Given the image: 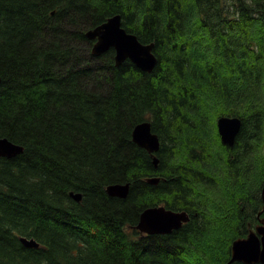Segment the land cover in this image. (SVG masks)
Listing matches in <instances>:
<instances>
[{"label": "trees", "instance_id": "1", "mask_svg": "<svg viewBox=\"0 0 264 264\" xmlns=\"http://www.w3.org/2000/svg\"><path fill=\"white\" fill-rule=\"evenodd\" d=\"M114 14L151 72L92 54ZM219 115L241 120L232 146ZM145 120L157 165L132 140ZM0 137L23 146L0 156V264H226L264 215V0H0ZM159 204L189 219L139 232Z\"/></svg>", "mask_w": 264, "mask_h": 264}, {"label": "water", "instance_id": "2", "mask_svg": "<svg viewBox=\"0 0 264 264\" xmlns=\"http://www.w3.org/2000/svg\"><path fill=\"white\" fill-rule=\"evenodd\" d=\"M89 39H94L91 47L93 55H100L110 47L114 48V61L116 65L129 59L135 66L143 71L151 72L157 63L153 52V43H142L137 35L126 31L121 25L120 14L108 17L104 22L86 31ZM217 131L224 144L232 146L236 135L241 128V120L236 116L221 115L216 121ZM132 140L139 147L150 153L152 162L157 165L158 158L155 153L160 146L158 135L152 131L150 121H141L132 129ZM23 151V146L7 137H0V156L13 157ZM150 183H157L159 176L148 177ZM129 182L110 183L105 187L108 195L125 197L129 190ZM69 195L76 201L81 199V194L70 191ZM264 211V204L259 211ZM189 219L185 210H172L164 205H154L144 208L135 225V228L144 234H168L181 227ZM22 243L29 247H38L34 238L21 236ZM231 254L226 264L240 261L245 264H264V216L259 217L258 223L243 236L234 239L231 243Z\"/></svg>", "mask_w": 264, "mask_h": 264}, {"label": "rangeland", "instance_id": "3", "mask_svg": "<svg viewBox=\"0 0 264 264\" xmlns=\"http://www.w3.org/2000/svg\"><path fill=\"white\" fill-rule=\"evenodd\" d=\"M219 116H220V115H219ZM219 116H218V117H219ZM218 117H217V118H218ZM217 118L215 119V125H216ZM215 127H216V126H215ZM260 144L262 145V151H261V155H260V157H261V156H262V153H263V151H264V145H263L264 142H263V144H262V142H260Z\"/></svg>", "mask_w": 264, "mask_h": 264}, {"label": "bare ground", "instance_id": "4", "mask_svg": "<svg viewBox=\"0 0 264 264\" xmlns=\"http://www.w3.org/2000/svg\"><path fill=\"white\" fill-rule=\"evenodd\" d=\"M118 183V182H117ZM106 187V186H105Z\"/></svg>", "mask_w": 264, "mask_h": 264}]
</instances>
